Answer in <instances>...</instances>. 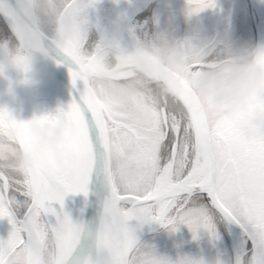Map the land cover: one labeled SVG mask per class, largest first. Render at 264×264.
Instances as JSON below:
<instances>
[{"label":"snow or ice","instance_id":"obj_1","mask_svg":"<svg viewBox=\"0 0 264 264\" xmlns=\"http://www.w3.org/2000/svg\"><path fill=\"white\" fill-rule=\"evenodd\" d=\"M97 2L0 0V50L24 82L40 52L68 66L75 90L67 110L27 122L0 108V133L15 129L21 144L35 123L50 121L65 136L60 161L23 176L0 168V220L12 226L0 239V264H100L94 252H107L104 264H172L141 244L130 222L155 221L173 232L185 225L194 239L201 230L217 239L218 214L241 228L242 246L227 259L184 257L177 264H264V99L210 125L182 74L203 51L178 45L185 66L162 75L140 47L127 54L94 44L86 10ZM187 4L192 15L215 0ZM257 60L264 64V56ZM96 75L125 85L129 106L93 88ZM93 184L100 185L97 215L74 221L65 198H87Z\"/></svg>","mask_w":264,"mask_h":264},{"label":"clouds","instance_id":"obj_2","mask_svg":"<svg viewBox=\"0 0 264 264\" xmlns=\"http://www.w3.org/2000/svg\"><path fill=\"white\" fill-rule=\"evenodd\" d=\"M139 47L156 61L162 75L175 74L185 66L177 45L167 40L141 41ZM261 56H264V47L228 44L220 52L203 51L193 61L196 67L182 73L189 93L201 106L210 125L221 116L244 113L256 101L264 99V64L257 60ZM90 83L98 91L112 93L122 108L129 106L128 96L122 91L125 85L103 75L92 77ZM30 135L31 144L25 146L15 139V129L0 133V168L23 176L46 160L63 159L65 136L60 126L50 121L35 123Z\"/></svg>","mask_w":264,"mask_h":264},{"label":"flooded vegetation","instance_id":"obj_3","mask_svg":"<svg viewBox=\"0 0 264 264\" xmlns=\"http://www.w3.org/2000/svg\"><path fill=\"white\" fill-rule=\"evenodd\" d=\"M182 4L179 9L181 29L184 35H177V39L194 40V51L220 52L228 44L234 47H264V9L263 0H250V13L252 18H248V8L245 7L239 12H232L229 0H225L224 9L219 8V4L215 3L214 7L206 8L195 14L197 16V26L187 21L188 4L187 0H181ZM262 1V2H261ZM216 2V1H215ZM240 16V19H232L234 15ZM191 16V15H190ZM208 18V19H206ZM186 23L188 25H186ZM234 24V25H233ZM252 24V25H251ZM192 25V26H191ZM233 25V26H232ZM192 27V33L189 27ZM234 29V31H233ZM182 45V44H181ZM217 227V239H213L206 231L201 230L197 239L193 238L192 232L185 225H179L178 231H171L169 228L161 224L154 229L148 230L140 239L141 244L149 246L158 255L167 257L172 264L184 257L200 258L204 257L209 262L218 258L227 259L234 254L243 243L234 239L240 236L244 239L241 228L218 214L215 218ZM0 239H3L0 231Z\"/></svg>","mask_w":264,"mask_h":264},{"label":"rangeland","instance_id":"obj_4","mask_svg":"<svg viewBox=\"0 0 264 264\" xmlns=\"http://www.w3.org/2000/svg\"><path fill=\"white\" fill-rule=\"evenodd\" d=\"M125 1L127 3L128 2L134 3L138 1L141 2L142 9L139 11H136L135 15L133 16V18L129 21V23L126 26L129 34L135 39V41L139 43V45L141 41L145 43H152L154 41L167 40L168 42L173 43L177 46L182 44L193 50L194 40L188 39L186 41L184 40L183 42L182 40L177 39V35L178 37L179 35H184V37L188 35L187 33H183L181 29V21L179 19L180 17H178L179 9L182 4L181 0H125ZM215 1H216L215 3L219 4V8L221 10L224 9L223 4L225 3V0H215ZM229 3L232 6L235 5L232 7V12L235 11L238 14L245 7H247L248 16H249L248 18L249 19L250 17L252 18V14L250 13V7H249V4H251L250 0H229ZM262 4H263L262 7L264 9V0ZM86 11H87V18H88L89 39L94 44L100 43L102 40L97 36L96 32L93 30L90 24L89 8ZM98 14H99V19L101 23L105 25L107 30L109 32H112L113 35L119 38L117 22L114 16V11L111 7L110 0L101 1L98 7ZM240 16L242 19V15ZM240 16H237L235 14L232 17V19L241 20ZM186 18L189 24L190 23L195 24L194 26H197L198 25L197 23L200 22L198 21L196 23L197 16L195 14H192L191 16L188 15V17L186 14L185 19ZM2 23L4 22L0 18V25H2ZM186 25L188 24L186 23ZM191 26L190 27L188 26V27L190 29L189 32L192 33ZM2 39H3V34H0V40ZM7 59L10 60L8 57ZM21 77L24 78L25 74L22 73ZM45 93H44V96L30 97L31 99L28 98V96L24 95V100H26V103L22 104V107L20 108L21 112L23 114L30 116L31 119H33L34 117L41 116V115L55 113L57 111L56 105L52 101H49V99L47 100V96H45L47 95V93L46 94ZM17 109H19V105L17 106ZM53 206L59 209L58 204H54ZM68 210H70L71 214L73 215L75 212V205L72 209H70V203H69V199L67 196L64 201V211H68ZM130 223L131 225L135 226L134 228L136 229L138 228L141 229V227L143 228L145 227L144 233L160 225L158 222H155V221L139 222V221L133 220ZM11 230H12V226L8 222L7 219L0 220V231H1L3 239H7ZM234 239H237L238 242L240 241V243H243V239L238 235L235 236Z\"/></svg>","mask_w":264,"mask_h":264},{"label":"water","instance_id":"obj_5","mask_svg":"<svg viewBox=\"0 0 264 264\" xmlns=\"http://www.w3.org/2000/svg\"><path fill=\"white\" fill-rule=\"evenodd\" d=\"M101 3L99 0L94 7L89 8V20L93 30L99 36L102 41H106L111 44L112 48L115 51H121L127 54L134 53L137 48L139 47V43L135 41V39L129 34L127 30V25L125 26L123 23L117 24L118 29V42L115 41L105 25H103L99 19L98 14V7ZM142 7L139 9L141 10ZM138 10V11H139ZM3 21V17H0ZM133 18V17H132ZM4 22V21H3ZM32 61L38 63L41 68L52 77V79L58 83L63 89L66 90L67 94L73 99L75 95V90L72 85L71 77L69 74L68 66L63 63H57L56 59L47 56L43 53L36 52L33 55ZM0 66L3 67V73L7 76V87L0 92V108H7L8 111L18 120L21 121L19 118V110L17 109V91L15 87H13L12 83V76L19 75L21 76L22 73L11 63L5 59L4 57L0 56ZM78 87H82V84H78ZM47 94L50 92L49 89L45 91ZM28 93L26 89L23 90V95L30 97H41L44 96V93ZM45 93V94H46ZM31 99V98H30ZM31 144V139L28 143L22 144L25 146H29ZM100 190L99 184H93L91 186L90 194L87 198L83 196L81 209L79 215L75 219V221H79L81 219L90 221L92 220L98 212V205H97V195L96 193ZM142 238V236L138 239V241ZM93 259L100 261L102 252L93 254Z\"/></svg>","mask_w":264,"mask_h":264},{"label":"bare ground","instance_id":"obj_6","mask_svg":"<svg viewBox=\"0 0 264 264\" xmlns=\"http://www.w3.org/2000/svg\"><path fill=\"white\" fill-rule=\"evenodd\" d=\"M110 2H111V7L114 11V16L116 18L117 24L123 23L125 26L129 23V21L135 15L136 11H138L139 8L142 7L140 1L134 2V3H131V2L127 3L125 0H110ZM109 33L115 41L117 42L119 41L118 38L115 35H113L112 32H109ZM104 43L111 46V44L106 41H104ZM0 56L7 59L6 55L3 53L2 50H0ZM8 61L11 63L10 60ZM11 65L13 64L11 63ZM13 67H15V65H13ZM28 76H29L28 78L29 82L27 83L24 82L25 77L23 78L15 74L11 77L12 78L11 84L13 85V87H15L17 91L16 100H17V106L19 105L18 110H19V118L21 121L27 122V121L32 120L30 116L23 114L20 109L22 107V104L26 103V100H24V95H23L24 89H26L28 93H43L47 89H49L50 91L49 94L45 95L47 96V100L49 99V101H52L56 105L57 110L61 108H63L64 110H67V107L71 103L72 100L67 94L66 90L63 89L58 83H56L50 75L45 73V71L41 68V66L35 61H32V70L28 74ZM6 87H7V76L3 72H0V92ZM83 196H84L83 194H69L68 195L70 209H72L75 205V212L73 215L71 214L70 210H68L70 216L72 217L74 221L79 215ZM68 211H65V212H68ZM130 227L134 230L137 239H139L141 236L144 235L145 227L143 228L140 226L141 229L140 228L136 229L134 228L135 226L131 225V223H130ZM107 257H108L107 252H102V255L100 258V264H104V261L107 259Z\"/></svg>","mask_w":264,"mask_h":264},{"label":"trees","instance_id":"obj_7","mask_svg":"<svg viewBox=\"0 0 264 264\" xmlns=\"http://www.w3.org/2000/svg\"><path fill=\"white\" fill-rule=\"evenodd\" d=\"M98 36V35H97Z\"/></svg>","mask_w":264,"mask_h":264}]
</instances>
